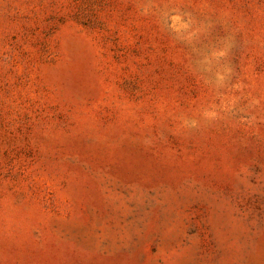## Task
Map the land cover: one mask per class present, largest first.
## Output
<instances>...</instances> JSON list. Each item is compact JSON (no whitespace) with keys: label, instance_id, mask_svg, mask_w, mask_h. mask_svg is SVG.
I'll return each instance as SVG.
<instances>
[{"label":"rangeland","instance_id":"rangeland-1","mask_svg":"<svg viewBox=\"0 0 264 264\" xmlns=\"http://www.w3.org/2000/svg\"><path fill=\"white\" fill-rule=\"evenodd\" d=\"M0 264H264V0H0Z\"/></svg>","mask_w":264,"mask_h":264}]
</instances>
